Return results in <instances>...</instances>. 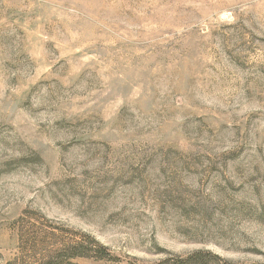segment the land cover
<instances>
[{
    "label": "rangeland",
    "instance_id": "rangeland-1",
    "mask_svg": "<svg viewBox=\"0 0 264 264\" xmlns=\"http://www.w3.org/2000/svg\"><path fill=\"white\" fill-rule=\"evenodd\" d=\"M46 261L264 264V0H0V264Z\"/></svg>",
    "mask_w": 264,
    "mask_h": 264
},
{
    "label": "trees",
    "instance_id": "trees-1",
    "mask_svg": "<svg viewBox=\"0 0 264 264\" xmlns=\"http://www.w3.org/2000/svg\"><path fill=\"white\" fill-rule=\"evenodd\" d=\"M82 256V254H79L78 252L72 253L70 254V258H76V257H80ZM40 264H53L51 261H46Z\"/></svg>",
    "mask_w": 264,
    "mask_h": 264
}]
</instances>
